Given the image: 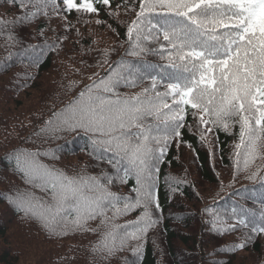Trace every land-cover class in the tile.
<instances>
[{"label":"trees","instance_id":"obj_1","mask_svg":"<svg viewBox=\"0 0 264 264\" xmlns=\"http://www.w3.org/2000/svg\"><path fill=\"white\" fill-rule=\"evenodd\" d=\"M0 264H264V0H0Z\"/></svg>","mask_w":264,"mask_h":264},{"label":"rangeland","instance_id":"obj_2","mask_svg":"<svg viewBox=\"0 0 264 264\" xmlns=\"http://www.w3.org/2000/svg\"><path fill=\"white\" fill-rule=\"evenodd\" d=\"M82 21H84V20H82ZM94 24H92L91 26H90V30H87L86 32L90 35V34H92V35H104V31H103V29H102V27L104 28V27H107L108 25H102L101 23H98V22H96V21H93V20H91ZM251 90H252V88H248V87H243V89L241 90V92H242V94H241V96H243V97H246L249 101H251V98H250V96H251ZM231 96V95H230ZM239 97V96H238ZM234 98V97H233ZM249 101H243L245 104H246V106H250L251 104H250V102ZM179 115H178V112H174L173 114H171V116H170V119L171 120H176L177 119V117H178ZM212 138V137H211ZM204 195L205 194H208V195H211L212 194V192L211 191H209V189H207V188H205L204 189ZM222 191V189L221 190H218L217 191V193H216V196L218 195V194H220V192ZM211 192V193H210ZM219 196H217V198H218Z\"/></svg>","mask_w":264,"mask_h":264}]
</instances>
